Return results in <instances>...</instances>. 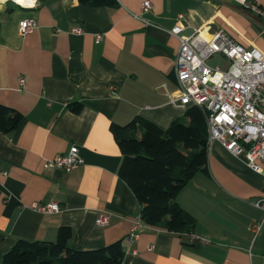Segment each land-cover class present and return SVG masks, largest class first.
I'll return each mask as SVG.
<instances>
[{"label":"crops","instance_id":"obj_1","mask_svg":"<svg viewBox=\"0 0 264 264\" xmlns=\"http://www.w3.org/2000/svg\"><path fill=\"white\" fill-rule=\"evenodd\" d=\"M116 1L38 0L26 8L0 0V103L22 115L15 129L0 131V264L17 239L53 241L62 225L71 228L74 249L121 240V264H264V209L254 204L261 174L209 141L206 169L176 196L196 223L168 231L140 220V204L118 175L121 151L110 131L136 116L166 128L183 115L188 106L172 101L180 95L179 36L225 31L264 52V20L234 0ZM144 1L151 3L146 12ZM251 1L264 8V0ZM28 16L35 27L22 35L18 24ZM179 23L184 28L171 34ZM223 59L213 54L207 62ZM74 101L82 104L77 112L69 108ZM72 145L82 159L75 169L44 166ZM52 201L58 211L32 207ZM100 212L109 215L105 226L95 222ZM133 227L136 237L127 240Z\"/></svg>","mask_w":264,"mask_h":264},{"label":"trees","instance_id":"obj_2","mask_svg":"<svg viewBox=\"0 0 264 264\" xmlns=\"http://www.w3.org/2000/svg\"><path fill=\"white\" fill-rule=\"evenodd\" d=\"M84 4L113 6L116 0H79ZM81 102L69 108L77 112ZM22 115L0 103V131L9 133ZM120 151L118 175L140 204V220L168 231H191L195 217L176 201L180 189L198 171L206 169L208 129L205 111L187 107L166 128L136 116L125 124L111 123ZM71 228L62 225L53 241L17 239L2 255V264H121L122 242L115 240L92 249L69 246Z\"/></svg>","mask_w":264,"mask_h":264},{"label":"built area","instance_id":"obj_3","mask_svg":"<svg viewBox=\"0 0 264 264\" xmlns=\"http://www.w3.org/2000/svg\"><path fill=\"white\" fill-rule=\"evenodd\" d=\"M12 2L26 8H33L38 0H29L22 4ZM245 8L259 15L264 20V8L251 0H234ZM151 7L149 1L141 5L142 11ZM180 20L185 15L178 14ZM35 27L34 17L28 16L20 20L19 33L24 35ZM184 28L183 24H175L170 32L177 35ZM75 32H80L77 28ZM202 28L196 29L190 36H179V48L175 58L174 72L178 81L180 95L172 98L180 106L198 105L206 113L208 141L216 140L234 156L241 158L254 172L264 178V52L256 46L246 47L225 31H217L211 37L201 36ZM97 40L101 35L96 36ZM219 54L229 61L226 69L219 65H211L207 59ZM23 82V78H20ZM82 163L75 145L66 153H59L45 160L44 166H53L71 171ZM257 207L264 209V182L261 194L255 200ZM32 207L41 212L59 210L57 202H34ZM95 222L98 226L109 223V215L100 212ZM260 224H250L252 231H257ZM133 227L127 240H134Z\"/></svg>","mask_w":264,"mask_h":264},{"label":"rangeland","instance_id":"obj_4","mask_svg":"<svg viewBox=\"0 0 264 264\" xmlns=\"http://www.w3.org/2000/svg\"><path fill=\"white\" fill-rule=\"evenodd\" d=\"M219 65H220V67L222 69H226L228 67V65H229V61L225 58V60L223 59V60L220 61Z\"/></svg>","mask_w":264,"mask_h":264},{"label":"bare ground","instance_id":"obj_5","mask_svg":"<svg viewBox=\"0 0 264 264\" xmlns=\"http://www.w3.org/2000/svg\"><path fill=\"white\" fill-rule=\"evenodd\" d=\"M16 1L19 3L25 4V3H28L29 0H16Z\"/></svg>","mask_w":264,"mask_h":264}]
</instances>
